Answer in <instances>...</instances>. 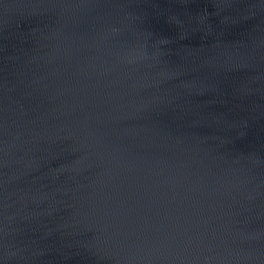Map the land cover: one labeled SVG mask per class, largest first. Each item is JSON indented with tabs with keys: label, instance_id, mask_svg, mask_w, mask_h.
Returning <instances> with one entry per match:
<instances>
[{
	"label": "water",
	"instance_id": "1",
	"mask_svg": "<svg viewBox=\"0 0 264 264\" xmlns=\"http://www.w3.org/2000/svg\"><path fill=\"white\" fill-rule=\"evenodd\" d=\"M0 264H264V0H0Z\"/></svg>",
	"mask_w": 264,
	"mask_h": 264
}]
</instances>
